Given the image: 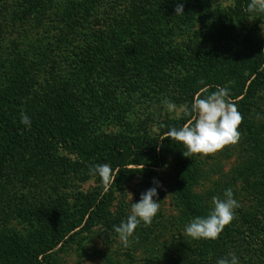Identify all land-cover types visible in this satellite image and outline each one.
I'll return each mask as SVG.
<instances>
[{
	"label": "rangeland",
	"instance_id": "rangeland-1",
	"mask_svg": "<svg viewBox=\"0 0 264 264\" xmlns=\"http://www.w3.org/2000/svg\"><path fill=\"white\" fill-rule=\"evenodd\" d=\"M231 1L219 0V4L225 7ZM78 2L82 0H41L33 7L30 0H0V91H9L10 84L15 83L18 85L16 91L22 95L26 93V101L35 110L55 109L67 103L64 97L68 90H63L62 78L69 76L72 81L70 91L76 92L79 105L94 117L91 125L99 126L105 133L130 134L144 130L150 136L157 135L167 121L180 117L168 112L162 101L169 99L178 108L184 105L178 93L170 92L173 79L182 71L169 69L161 87L142 88L135 72L125 63L130 61L128 57L118 56L119 51L130 49L131 43L135 45L129 37L108 46L114 50L106 58L103 55L94 63H87L85 58L83 62H76L83 58L81 50L89 42L83 38L85 29L81 26L71 28L65 16L69 12L84 13ZM134 2L137 5L132 4ZM199 2L92 0L89 15L95 14L98 20L107 16L104 23L107 28L115 17L127 19L132 17L129 13L135 8L143 7L145 3L155 4L163 15L159 25L151 29V35L169 32L171 35L164 34L165 42L177 45L183 55L193 52L194 46L200 47L211 51L213 59L221 66L227 56L229 38H234L237 33L239 38L245 36L246 40L264 42V13L258 21L246 19L236 21L234 25L229 22L217 30L207 28L209 20L201 22L197 18H191L188 26L178 24L174 17L176 5L183 4L184 13L178 15L179 18L187 15L188 10L202 16L204 11ZM67 8L74 10L66 11ZM193 31L196 36L192 37V44H183L186 34L192 35ZM85 36L92 37V31ZM89 47L92 52L93 45L89 44ZM231 101L243 117L238 128L239 141L208 156L182 155L181 160L188 166V205L179 193L181 170L167 151L154 177L134 176L118 188H112L106 220L95 222L86 231L78 230L72 240L45 252L48 264H216L229 253H235L239 264H264V152L261 151L264 145V89L244 111ZM2 110L0 108V112ZM35 148L30 144L21 145L0 164V245L10 237L8 240L14 243L16 240L27 243L26 248L36 247L39 243L36 237L42 236L43 229L29 232L31 225L40 222L44 225L43 220L35 223L33 218V212L41 203L59 202L56 206L64 214L76 216L81 195L102 185L98 176L91 175L88 167L77 164L74 156L63 149H51L50 154L45 155L47 161L39 163L42 152ZM182 149V152L186 151L184 146ZM154 180L160 185L158 195L153 197L159 202L160 209L150 226L138 225L125 248L113 226L126 220L131 203L138 202L142 192L156 187ZM228 188L240 204L235 209V218L227 225L230 226L228 236L223 240H220L221 235L215 240H194L183 235L185 225L195 217L207 216L213 207L212 198L223 199ZM103 190L102 187L100 191ZM0 264L19 263L0 251Z\"/></svg>",
	"mask_w": 264,
	"mask_h": 264
},
{
	"label": "trees",
	"instance_id": "trees-1",
	"mask_svg": "<svg viewBox=\"0 0 264 264\" xmlns=\"http://www.w3.org/2000/svg\"><path fill=\"white\" fill-rule=\"evenodd\" d=\"M30 1L33 7H36L41 0ZM249 2L250 0H232L228 6L222 7L219 0H200L199 7L204 11L202 16H196L193 11L188 10L187 15L179 18L175 14L174 17L178 24L184 23L185 26H188L187 22L191 18H197L201 22L209 20L207 28L217 30L226 27L229 22L234 25L236 21L243 22L246 19L258 21L263 13H248L246 9ZM91 3L92 0H82L78 2V6L84 13L69 12L65 16V21L71 28L81 26V29H85L83 38L94 47L92 52H89V44H85L81 50L83 54L79 53L83 58L76 62H83L86 59L87 63H94L103 55L106 58V55L114 50L108 46L124 42L126 37H129L135 45L131 43V48L119 51L118 56L128 57L130 61L125 63L130 65L131 71L135 72L139 85L146 89L161 87L163 78L168 77L169 69L182 71L178 77L173 79L175 81L172 83L170 92L178 93L184 104H188L189 107L195 95L208 94L216 91L218 87L227 86L230 89V99L234 100L244 111L258 93L263 91V41L246 40L245 36L239 38L238 33L234 38L230 37L227 56L221 66L213 59L211 51L194 46L193 52L185 56L178 51L177 45L170 44V41L165 42V33L151 35V29L159 25L160 16L163 15L155 4L145 3L143 7L135 8L129 13L132 17L127 19L115 17L106 28L104 23L107 16L98 20L95 14L89 15ZM132 4L137 5L136 2ZM213 4L215 5L211 7ZM67 10L74 9L67 8ZM89 30L93 33L92 37L85 36ZM127 31L133 34L129 36ZM165 35L171 34L168 32ZM195 36V31L192 35L186 34L185 41L181 44H192V37ZM96 54L98 57L95 56ZM62 80L64 81L62 82L63 90H68L64 97L67 103L66 105L60 104L55 109L48 107L44 110H35L36 108L26 101L28 97L26 93L22 95L20 91H16L18 85L15 83L10 84L9 91H0V108L3 109V112H0V164L6 160V156L13 149L30 144L42 152V156L38 159L39 163L47 161L45 155H49L51 149L61 148L72 154L76 163L84 167L89 168L93 164H109L116 178L107 192L100 191L103 187L101 185L91 192L82 194L78 200L77 208L79 209L76 216L64 214L56 206L59 202L52 200L46 201L45 205L41 203L39 208L33 212V218L35 223L43 220L44 225L41 222L31 225L29 232L36 233L37 229L41 231L43 229L42 236L36 237L39 241L36 247L26 248L27 243H20L18 240L14 243L8 240L10 237L1 242L0 251L19 264H48L45 260V252L58 244L69 242L78 230L86 231L95 222L105 221L112 188H118L124 181L134 176L154 177L167 151H170L181 170L179 193L186 205L190 203L186 197L188 166L181 160L183 145L168 137L162 139L169 128L181 127L189 117L181 115L177 119L167 121L159 128L155 136L148 135L144 130L140 133L135 130L130 134L105 133L100 130L99 126L91 125L94 117L92 113L87 114L79 105V96L75 94L76 92L70 91L72 81L69 76H66V79L63 77ZM163 92L166 93V90ZM21 114H27L30 117V128L20 123ZM46 151L49 152L46 154L44 153ZM261 151L264 152V145ZM228 227L230 226H225L221 232L220 240L228 236ZM75 228L77 229L74 230Z\"/></svg>",
	"mask_w": 264,
	"mask_h": 264
},
{
	"label": "clouds",
	"instance_id": "clouds-1",
	"mask_svg": "<svg viewBox=\"0 0 264 264\" xmlns=\"http://www.w3.org/2000/svg\"><path fill=\"white\" fill-rule=\"evenodd\" d=\"M248 13H264V0H250L247 5ZM183 12V4H177L175 14ZM207 92V89H205ZM166 110L176 113L177 116L189 117L181 127H171L162 137H168L172 141L182 144L186 151L182 152L185 157L196 154L208 156L222 150L225 146L236 144L240 139L239 125L242 115L230 99V89L218 87L216 91L208 94H198L193 97L191 106L184 104L178 106L169 99L162 101ZM20 123L26 127L31 126V119L27 114H21ZM91 175L98 176L105 192L109 191L114 184L116 175L109 164H93L89 167ZM156 187H151L140 194L138 202L131 203L130 214L126 220H122L113 230L118 234L120 243L126 248L129 246L130 237L133 236L138 225L143 223L150 226L153 218L160 209V204L153 199L158 195V181H153ZM131 194V193H130ZM224 198L214 196L213 207L207 216L195 217L185 225L183 235L194 240H215L219 237L225 226L235 218V209L240 204L233 197V191L228 188L223 193ZM130 195V200H131ZM216 264H239L235 253H229L220 258Z\"/></svg>",
	"mask_w": 264,
	"mask_h": 264
}]
</instances>
